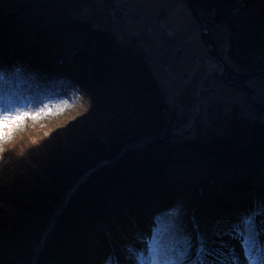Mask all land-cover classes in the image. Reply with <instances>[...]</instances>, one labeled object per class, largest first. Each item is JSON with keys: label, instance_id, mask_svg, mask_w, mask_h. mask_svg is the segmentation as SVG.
<instances>
[{"label": "trees", "instance_id": "1", "mask_svg": "<svg viewBox=\"0 0 264 264\" xmlns=\"http://www.w3.org/2000/svg\"><path fill=\"white\" fill-rule=\"evenodd\" d=\"M111 4V0H0V71L7 76L20 70L38 85L13 97L22 110L40 112L20 122L19 128L95 106L110 111V99L120 103L112 114L117 122L137 123L135 140L116 152L102 150L95 161H84L73 170L56 166L49 174L53 185L48 191L21 192L17 184L21 179L12 184L8 180L13 175L2 170L0 264H31L36 257L37 264H132L126 246L144 248L137 237L147 236L154 218L170 209L179 211L189 232L198 225L216 241L209 245L215 248L220 237L214 230L225 227L220 222L264 201V120L245 116L247 112L241 115L244 109L236 102L224 117L225 130L216 131L219 120L213 118L207 128L212 136L197 140L195 134H173V121L188 120L192 102L183 98L185 94L171 101L145 50L136 41L120 40L108 28V23H116L107 16L114 11ZM196 4L211 16L212 31L224 25L221 30L227 38L222 33L218 46L230 40L231 57L239 64L249 71L264 69L261 60L247 59L264 54L260 20L237 19L212 0ZM241 88L252 94L247 84ZM40 100L45 101L42 109L29 107ZM124 101L126 109L121 106ZM135 142L145 144L129 147ZM123 149L126 152L119 157ZM104 161L111 163L91 174L66 203L80 179ZM27 169L30 175L35 168ZM223 240L239 250L235 240L227 236Z\"/></svg>", "mask_w": 264, "mask_h": 264}, {"label": "rangeland", "instance_id": "2", "mask_svg": "<svg viewBox=\"0 0 264 264\" xmlns=\"http://www.w3.org/2000/svg\"><path fill=\"white\" fill-rule=\"evenodd\" d=\"M123 1L138 10L142 17L135 20L134 26L126 27L121 22H116L108 23V28L117 33L118 38L126 43L136 41L137 45L145 50L148 62L158 80L165 86L170 85L171 89L173 85L177 87V90L171 93V101L183 97L181 92L183 95L185 94L183 97L185 100H191L192 104L196 103L193 107L190 106L189 117L185 122L173 121L171 118L173 134L187 135L188 137L195 134L197 140L203 139L204 136H212L213 132L208 133L206 129H210L212 126L213 118L219 120L215 124L216 131L225 130L228 118L224 117L231 114L236 102L247 110L248 115L245 116H254L260 121L264 120V110H262L264 108V76L256 77L247 83L250 88H253L252 94L248 89H242L241 85L234 87L225 84L224 81L217 82L214 76L220 70V65L210 56L204 43L201 26L186 0ZM212 2L216 8L231 13L237 19L260 20L258 23L262 32L260 40L264 42V0H212ZM101 4L106 5L103 1ZM201 8L198 6V9ZM131 11L134 10L131 9ZM208 12L215 14V11L211 9ZM202 13L204 21L210 27L209 24L213 23L211 16L203 8ZM149 17L159 20V25L155 27L152 34L147 32L148 24H150ZM166 31L171 34V38L165 36ZM213 34L216 40L222 39V32L217 28ZM228 36L230 37V33ZM178 43H187L195 55L190 51L175 55L173 49ZM218 48L223 56L227 55L221 46ZM230 52L231 49L227 51L229 59L234 60ZM227 57L224 59L228 62ZM247 59L250 61L249 63L261 60V63L264 64V54L256 55V57L248 55ZM233 67L235 66H231V68ZM189 84H192L193 88H190ZM215 85L216 88L212 89ZM201 99L202 101L198 102ZM110 101L109 105L112 106L111 110L113 111L106 110V106H95L92 109H82L71 116L45 122L42 125L27 124L26 126L30 125L27 128L26 126L15 127L9 137L0 141V173L2 170L10 172L13 177L8 181L12 184L21 179V182L17 183L20 184L19 191H25L26 194L31 191L39 193V190L44 188L48 191L51 188L50 185H53L49 174L55 171L56 166L73 170L76 166L82 165L84 161H95L102 150L108 149L116 152L120 147L129 145L136 138L137 123L129 120L122 123L118 119L117 122L115 115L112 114L119 109L120 103L113 99ZM124 103L121 106L126 109L128 103L127 101ZM198 105H201V112L197 110ZM192 117L195 121L190 130L183 132L181 129H184ZM179 129L182 133L173 132ZM6 142L9 143L6 144ZM121 154L123 153L121 152ZM17 158L20 160L17 161ZM102 163V166L98 164L97 168L95 167L83 176L80 182H86L91 174L111 161ZM31 166L35 168V171L30 169ZM27 167L32 172L30 175L26 172ZM69 200L67 199L66 203ZM54 227L53 224L47 230L42 247ZM20 236L21 234L17 235L16 242L19 241ZM36 260L37 257L31 264H37ZM45 264H49V261Z\"/></svg>", "mask_w": 264, "mask_h": 264}, {"label": "snow or ice", "instance_id": "3", "mask_svg": "<svg viewBox=\"0 0 264 264\" xmlns=\"http://www.w3.org/2000/svg\"><path fill=\"white\" fill-rule=\"evenodd\" d=\"M57 86L63 85L57 82ZM30 87L38 85L33 77L20 70L7 76L0 71V141L9 137L24 119L40 115V112L33 114L22 110L13 102L14 96H22ZM44 106V100L29 103L32 108ZM220 223L225 225L223 230H214L220 237L219 246L210 248L209 245L216 241H210L198 225L189 232L177 209L166 210L154 218L147 236L137 237L144 248L126 246L128 258L132 264H264V201H255L251 208L237 213L234 219ZM224 236L235 240L239 250L235 244L226 243Z\"/></svg>", "mask_w": 264, "mask_h": 264}, {"label": "water", "instance_id": "4", "mask_svg": "<svg viewBox=\"0 0 264 264\" xmlns=\"http://www.w3.org/2000/svg\"><path fill=\"white\" fill-rule=\"evenodd\" d=\"M186 2L188 3L190 9L192 10L194 16L197 18L200 26H201V29H202V32H203V38H204V43L208 49V51L210 52V56L215 59L219 65H220V69L222 70L221 72V76H222V79L224 81L225 84H228V85H231V86H240L242 84H247L249 81H251L252 79L256 78V77H263L264 76V69L262 70H259V71H249L247 72L241 64H239L235 59L234 60H231L229 59V56H228V53L226 52V56H223V54L220 52L219 48H218V45H217V42H216V39H215V36L213 34V31L211 30V28L209 26H207V23L204 21L203 19V15H200L199 11H198V6L196 4V0H186ZM201 10V9H200ZM2 11V10H0ZM202 11V10H201ZM8 12V9L5 11V13ZM4 13V12H3ZM203 14V13H202ZM1 16V14H0ZM227 43V42H226ZM225 43V44H226ZM224 44V46H225ZM180 45V44H177L173 51H174V54L177 55L179 54V50L180 49H177V46ZM188 45V44H187ZM224 46L222 47L224 49ZM183 52L184 51V48L181 50ZM228 56V57H227ZM225 57L228 58V61H230V64L224 59ZM231 66H239L240 67V70L238 69H235L234 67L231 68ZM228 72L231 73V76L228 74ZM189 87L190 88H193V85L189 84ZM196 103L192 104V107L195 105ZM191 108V107H190ZM244 109V108H243ZM193 110V108H192ZM191 110V112H192ZM195 111V110H194ZM198 111H200V105H198ZM247 112V110H242V112L240 113L241 115L243 113ZM248 114V112H247ZM194 116V115H193ZM194 119L193 117L191 118V120L188 121L187 125H185L184 129H181L184 131H187L188 129L190 130V127L192 126V124L194 123ZM194 128V126L192 127V129ZM180 129L179 130H174L173 132L175 133H182ZM181 131V132H180ZM192 131V130H191ZM190 131V132H191ZM133 142V141H132ZM145 143H131L129 147H132L133 145L134 146H143ZM126 152V150H124L121 154V155H124V153ZM121 155L119 157H121ZM103 163L99 164V166L101 165L102 166ZM97 168V167H96ZM93 170V169H92ZM89 173V172H88ZM87 173V174H88ZM86 174V175H87ZM86 180V179H85ZM84 180V181H85ZM83 182H78L76 184V186L74 187V189L69 193L68 195V198L67 199H70L74 194L75 192L78 190V188L81 186ZM55 225V223H54Z\"/></svg>", "mask_w": 264, "mask_h": 264}, {"label": "bare ground", "instance_id": "5", "mask_svg": "<svg viewBox=\"0 0 264 264\" xmlns=\"http://www.w3.org/2000/svg\"><path fill=\"white\" fill-rule=\"evenodd\" d=\"M126 6H128V7H131L130 6V4H128V3H126V2H124L123 0H115L114 2H113V4L111 5V8H113V12H108V17H111L112 16V18H116L117 20H118V22H121V24L122 25H124V26H126V27H130V26H134V24L136 23V19L137 18H140V17H142V15L140 14V12L138 11V10H136V9H134V8H132L131 7V9L132 10H134L136 13H137V18L136 19H133V17H132V15L126 10ZM116 10H119L120 11V13H116ZM201 10H202V8H201ZM200 9H198V11H199V13H200V15H203L202 14V11H201ZM104 14V13H103ZM111 18V19H112ZM148 19H152V17H149ZM148 19H147V22H148ZM158 20V19H157ZM159 25V20H158V24L155 26V27H157ZM155 27L153 28V30L152 31H149V24H148V27H147V32L149 33V34H152L153 32H154V30H155ZM215 28H217L219 31H221L222 33H223V36L225 37V38H227V35H226V33L225 32H223V30H221L222 28L220 27V26H215ZM224 29V28H223ZM165 34V36L168 38V37H170V35L171 34H169L167 31L164 33ZM229 37V36H228ZM171 38V37H170ZM216 42H217V45H219L220 43H219V41L218 40H216ZM181 45L182 46H184V51H190V52H192L194 55H195V53L191 50V48L189 47V45H187V44H184V43H181ZM228 45H230V47H231V42H230V40H228L227 41V43L225 44V46H224V52H227L228 51ZM174 52V51H173ZM179 53H182L183 51H181V50H179L178 51ZM224 56H226V55H224ZM228 63L230 64V61H228ZM221 68V67H220ZM235 69H238V70H240V67L239 66H236V67H234ZM247 72H249V70L247 69V68H244ZM221 72H222V70L220 69V70H218L217 71V74L214 76V79L217 81V82H223V79H222V76H221ZM228 74L231 76V73L230 72H228ZM164 85V84H163ZM170 85H168V86H166V87H168L169 89H171L170 87H169ZM216 88V85H215V87L214 88H212V89H215ZM177 90V87L176 86H174L173 85V88L171 89V90H169L170 91V93H173V92H175ZM180 94H182L181 92H180ZM212 95V94H211ZM218 95V94H217ZM202 101V99L201 100H199L198 102H201ZM201 106V105H200ZM236 107V106H235ZM234 107V108H235ZM197 110H198V108H197ZM233 110H231V112H232ZM209 130L207 129V132H208ZM209 133V132H208ZM212 133V132H211Z\"/></svg>", "mask_w": 264, "mask_h": 264}, {"label": "built area", "instance_id": "6", "mask_svg": "<svg viewBox=\"0 0 264 264\" xmlns=\"http://www.w3.org/2000/svg\"><path fill=\"white\" fill-rule=\"evenodd\" d=\"M115 0H111L112 4ZM111 4V5H112ZM126 10L132 15L133 19L137 18V13L135 11H131V8L126 6ZM116 13H120L119 10H116ZM113 22H118V20L116 18H112ZM158 24V20L157 18H152L150 19V24H149V31H152L153 28ZM187 44V43H186ZM184 48V46H182L181 44L177 46V49L182 50ZM230 49V46H228V50Z\"/></svg>", "mask_w": 264, "mask_h": 264}]
</instances>
